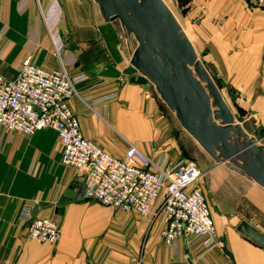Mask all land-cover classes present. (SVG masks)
I'll return each mask as SVG.
<instances>
[{
    "label": "crops",
    "instance_id": "0c3cea01",
    "mask_svg": "<svg viewBox=\"0 0 264 264\" xmlns=\"http://www.w3.org/2000/svg\"><path fill=\"white\" fill-rule=\"evenodd\" d=\"M168 1L194 47L210 49L226 80L253 82L243 90L242 103L261 115L264 128V8L246 0ZM54 42L65 47L61 61L69 74L88 77L77 86L80 98L70 101L83 137L116 157L133 144L164 169L200 158L213 186L221 185L225 166L212 162L191 136L181 137V144L171 136L166 106L132 67V48L119 26L106 23L93 1L0 0L2 77L14 80L27 62L58 69ZM77 178L84 179L62 164L53 130L34 136L0 131V264H137L139 257L142 264H264V248L241 236L239 223L230 218L214 221L222 249L205 245L199 236L168 248L161 237L164 226L151 218L76 201ZM32 206L33 216L39 208L34 217L59 224L56 245L28 238L20 214Z\"/></svg>",
    "mask_w": 264,
    "mask_h": 264
},
{
    "label": "built area",
    "instance_id": "2783aa9c",
    "mask_svg": "<svg viewBox=\"0 0 264 264\" xmlns=\"http://www.w3.org/2000/svg\"><path fill=\"white\" fill-rule=\"evenodd\" d=\"M246 1L264 8V0ZM53 45L58 69L45 70L27 62L19 67L14 80L0 75V131L25 136L42 130L56 132L62 164L84 177V200L151 218L153 224L164 226L161 237L166 247L171 248L176 240L199 236L207 246L224 248L199 187L205 173L196 162L181 159L164 169L133 144L129 143L122 157H116L83 137L70 101L80 98L77 86L88 77L71 76L61 61L65 47ZM34 207L20 214L28 238L56 245L61 235L59 224L34 217ZM142 262L140 257L137 264Z\"/></svg>",
    "mask_w": 264,
    "mask_h": 264
},
{
    "label": "water",
    "instance_id": "95a60500",
    "mask_svg": "<svg viewBox=\"0 0 264 264\" xmlns=\"http://www.w3.org/2000/svg\"><path fill=\"white\" fill-rule=\"evenodd\" d=\"M106 23H120L134 39L132 67L150 82L183 130L217 166L264 189V147L236 122L218 87L199 60L194 45L163 0H91ZM76 201L83 199L85 180L75 179ZM218 212L219 210L216 209ZM39 211L35 209L34 216ZM237 232L264 248V233L246 221Z\"/></svg>",
    "mask_w": 264,
    "mask_h": 264
},
{
    "label": "rangeland",
    "instance_id": "374dc122",
    "mask_svg": "<svg viewBox=\"0 0 264 264\" xmlns=\"http://www.w3.org/2000/svg\"><path fill=\"white\" fill-rule=\"evenodd\" d=\"M165 1V4L169 2L168 0ZM116 26H119L121 30L122 40L129 43L132 50L135 49L137 47L136 41L134 39L129 41L124 36L120 23L116 22ZM195 50L199 60L208 71L225 102L232 110L236 122L244 127L245 131L249 133L251 137L258 139L260 141L259 145H264V128L262 127L263 119L261 118V115L250 113L242 103L243 90L246 91L247 87H250L253 82H231L226 80L224 77L225 75L220 72V68L218 69L211 60L210 49L195 48ZM220 62H222L221 57ZM242 84L243 86H241ZM254 93L256 97L260 92L259 90H255ZM166 110L169 117L171 136L177 140L178 144H181V137L189 139L190 136L180 126L175 115L167 107ZM183 138L182 141L184 142ZM190 158H192L191 161L196 162L201 168L202 162L200 158ZM202 171L205 175L203 176L199 187L206 196L214 221L225 217L228 219L230 218L236 225L246 218L252 221V223H255L260 229H264V189L247 178L226 169V167L220 171L221 185L219 187L213 186L206 171ZM217 208L219 212L216 210ZM109 209L113 211V213L117 212L111 208Z\"/></svg>",
    "mask_w": 264,
    "mask_h": 264
}]
</instances>
